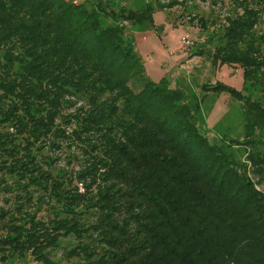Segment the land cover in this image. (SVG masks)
I'll list each match as a JSON object with an SVG mask.
<instances>
[{
	"label": "trees",
	"instance_id": "trees-1",
	"mask_svg": "<svg viewBox=\"0 0 264 264\" xmlns=\"http://www.w3.org/2000/svg\"><path fill=\"white\" fill-rule=\"evenodd\" d=\"M169 1L0 0L1 264H56L65 238L76 264H264V0H233L212 31L191 19L207 29L193 56L241 70L202 96L141 52L139 28L177 29ZM232 102L241 129H221ZM60 143L84 158L71 174L39 161Z\"/></svg>",
	"mask_w": 264,
	"mask_h": 264
},
{
	"label": "rangeland",
	"instance_id": "rangeland-1",
	"mask_svg": "<svg viewBox=\"0 0 264 264\" xmlns=\"http://www.w3.org/2000/svg\"><path fill=\"white\" fill-rule=\"evenodd\" d=\"M80 1V0H78ZM127 1L129 7L134 8H143L146 5H155V3H164L169 4V0H125ZM178 4L172 7L171 9L166 10L163 12L164 18L168 16L171 21L172 25L177 28L173 30H167L166 36V46L170 49V53L172 55L178 56L179 51H174L171 49V46L178 45L181 47L182 43H180V39L183 35H190L192 44L189 46L188 52L191 56H188L187 60L177 64L176 68L174 69L175 72L173 73V79L178 80V84H183L186 82L188 85L186 87L187 91L192 93H199L202 96L200 91L201 85L209 82L215 81H223L225 83L235 82L233 85L239 86L241 84V70L239 67H219L217 70L212 67L210 59L206 58V55L203 56H193V53L198 49V46L204 40V36L207 35V29L204 31L201 28V25L198 23V20L192 21L191 19L195 16L199 18H203L207 22V27L209 31H212L216 26L220 25L221 21L224 20V17L227 16L230 10L233 7V0H177ZM166 15V16H165ZM159 17V16H158ZM195 17V18H196ZM167 21V20H166ZM169 27V26H168ZM264 30V24L262 25ZM139 37H143L146 32L144 27L138 29ZM173 45V46H174ZM173 51V52H172ZM181 52V51H180ZM227 95H221L220 100ZM208 97V96H206ZM211 101L206 100L204 103V110L207 112L211 109ZM228 104V103H227ZM231 105H234L231 112L225 118V120L221 123L220 128L224 129L226 126L232 129L237 127L241 129V121H242V114L240 110V104H235L232 102ZM228 108V105H227ZM210 112V111H209ZM212 116V115H211ZM211 118V117H210ZM215 121L213 124H215ZM210 123V122H209ZM213 124L211 126H213ZM227 128V127H226ZM61 149H56V147H52V150H48L45 148L43 151V158H39V161L43 167L55 169L61 168L66 169L68 174L71 172L77 171L84 163V158L80 155V150L71 145L69 146L66 143H60ZM76 159H75V158ZM79 187V193L85 192L84 188L81 184L74 182L72 187ZM35 191V198L38 197L40 194L37 190ZM92 194L97 193L96 186L93 187L91 192ZM11 196L10 194H1L0 195V207L6 205L5 201L9 199ZM51 215V212L47 210H42L39 213V217H47ZM85 219L91 220V216H86ZM76 241L73 238H65L63 239L62 247L58 250H55L53 259L56 264H76L78 262V258H67L65 257V250L72 248L73 244ZM1 264V263H0ZM9 264H39L38 262L33 261L30 257H26L22 260L12 261Z\"/></svg>",
	"mask_w": 264,
	"mask_h": 264
},
{
	"label": "crops",
	"instance_id": "crops-1",
	"mask_svg": "<svg viewBox=\"0 0 264 264\" xmlns=\"http://www.w3.org/2000/svg\"><path fill=\"white\" fill-rule=\"evenodd\" d=\"M140 38H142L144 41H148L149 42V46H150V48L148 47H146L145 45H142L141 46V52H142V54L144 55V56H146L147 58L149 57L148 55H146V54H149V52H151L153 49L154 50H156L157 51V55L155 56V58H154V56L152 55L150 58L151 59H155V61H157L158 63H159V67H157L153 72H154V74H159V72L161 71V66L164 64V63H166V62H162L161 61V59H167L168 61H171L172 63H174L175 65H177L176 63H175V58H176V56L175 55H172L171 53H170V49L169 48H167V46H166V43H164L163 41H165V39L163 40V41H161L158 37H157V35L156 34H153V33H150V32H148V33H146L145 35H143V37H140ZM174 45V44H173ZM171 46V49L172 50H174V51H178V48H179V43H178V45H174V46ZM173 52V51H172ZM183 57V56H182ZM178 63V62H177ZM167 65H169V64H167Z\"/></svg>",
	"mask_w": 264,
	"mask_h": 264
},
{
	"label": "built area",
	"instance_id": "built-area-1",
	"mask_svg": "<svg viewBox=\"0 0 264 264\" xmlns=\"http://www.w3.org/2000/svg\"><path fill=\"white\" fill-rule=\"evenodd\" d=\"M181 43H182V46H183V47H186V48L189 47V46H191V44H192V40H191L190 35H185V36L182 38Z\"/></svg>",
	"mask_w": 264,
	"mask_h": 264
}]
</instances>
